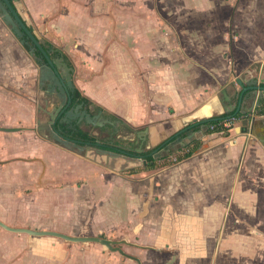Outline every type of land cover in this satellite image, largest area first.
<instances>
[{
	"label": "crops",
	"instance_id": "0c3cea01",
	"mask_svg": "<svg viewBox=\"0 0 264 264\" xmlns=\"http://www.w3.org/2000/svg\"><path fill=\"white\" fill-rule=\"evenodd\" d=\"M177 3L158 2L157 13L150 2L143 12L133 2L120 16L118 2H13L29 28L74 68L81 93L117 117L96 126L94 136L117 133L125 148L140 152L162 146L157 158L193 144L194 153L177 163L132 174L124 171L140 168L141 160L120 171L127 160L121 156L113 170L105 166L110 157L93 154L95 148L80 151L39 134L62 100L41 78L47 62L31 56L0 15V127L18 129L0 131V194L12 190L8 181L41 189L51 183L53 198L64 199L34 211L37 227L14 228L59 232L68 225L59 233L102 238L98 231L115 230L116 246L141 264H264V92L240 100L236 82L240 77L247 87L255 78L264 88V2H240L235 15L225 13L229 3ZM168 5L179 24L171 30L164 29ZM236 110L253 116L226 134L208 132V119ZM50 222L58 228L44 229ZM32 237L87 252L94 245L108 249ZM111 253L101 258L138 264Z\"/></svg>",
	"mask_w": 264,
	"mask_h": 264
},
{
	"label": "rangeland",
	"instance_id": "374dc122",
	"mask_svg": "<svg viewBox=\"0 0 264 264\" xmlns=\"http://www.w3.org/2000/svg\"><path fill=\"white\" fill-rule=\"evenodd\" d=\"M92 2H104V4L107 2H118V13L120 16L128 15L129 8H131L133 2L138 5L137 9L140 12H143L146 8L145 2H150L151 9H154L155 5L157 13H159L158 2H182L180 4H175V7H178V5L184 7L186 5L190 8L193 7L194 2H224L225 4L229 3L230 5V7H226L225 13L235 15L239 10L240 2H264V0H92ZM167 9V13L163 12L164 14L169 15L167 21L164 22V29L171 30L172 27L175 29V27L179 24H176L174 21V9L173 7L171 8L170 5H168ZM1 13L2 12L0 11V15ZM121 21H123V19H121ZM7 26L8 30L11 29L9 25ZM44 33L45 32H42V34ZM37 64L40 66L38 62ZM82 125L84 129L89 130L92 134L98 133L96 126L86 122L82 123ZM50 139V141H53L51 136ZM103 139H117V133H114V137L112 134H107ZM10 182L11 181H8L7 184H9L12 190H8V193L5 192L0 194V220L6 224L9 223V226L21 227L23 224L30 225V228L31 226L37 227L39 224L36 222V215L34 211H46L47 207L52 206L56 201L64 200L53 198V194L49 192V189L53 187V184L51 183H44V186H42L44 189H41L37 188L39 187L37 184L34 186L35 183L21 184L14 182L11 184ZM1 184L3 183H0V186ZM60 185L64 188L63 184H59V186ZM22 211L24 212V218L22 217ZM99 212L105 213L104 208H101ZM101 217L102 215L99 219L104 221ZM93 222L94 219H90L87 223V228H89ZM103 225L106 224L103 223ZM58 226L59 225L55 222H50L44 226V229H51V227L58 228ZM108 226L111 227L112 225L109 224ZM68 227V225H64V228L60 227L59 232L66 233L68 231ZM61 229H64L65 231ZM57 230L58 229H56V231ZM113 231L115 230L109 229L106 231L102 229L98 231V235L105 236L107 239L114 241L118 235ZM82 246L83 245H69V243H64L59 239H44L32 237L27 234L10 232L0 227V264H109V262H106V259L101 258V255L109 254L111 256V250L104 247L102 248L100 245H94L89 247V249H92L93 251H89L88 249L87 252V249Z\"/></svg>",
	"mask_w": 264,
	"mask_h": 264
},
{
	"label": "water",
	"instance_id": "95a60500",
	"mask_svg": "<svg viewBox=\"0 0 264 264\" xmlns=\"http://www.w3.org/2000/svg\"><path fill=\"white\" fill-rule=\"evenodd\" d=\"M0 11L2 19L6 25H9L12 29V32L15 34V36L21 41V44L23 45H30L29 54L31 56H34L36 53V49L39 50L42 54L41 57H39V60L45 59L47 62V65H43V75L41 76L42 79L46 78L57 84L61 90V92L64 94V97L66 98V91L64 90L65 87H68L71 90H74L75 84H74V68L69 66L67 62L65 61L64 56H60L57 59H53L50 56V53L45 49L42 41L40 38L35 34V32L29 28V26L26 24V22L23 20V18L20 16L18 11L16 10L13 2L11 0H0ZM248 74H250V71H248ZM233 75H235V71H233ZM256 79H251L249 81V86L245 87V83L242 78L238 77L236 79L237 84L242 88V92L240 94V100H243L244 96L250 92H258L261 90V92H264V88H259L256 85V82H254ZM264 83V81H262ZM71 100H68V104L63 110V106H59L58 108H55L56 114L62 112H65V109L70 105ZM238 114V110H236L235 114ZM55 119L56 117L54 114L51 115V119L48 121L46 125H40L38 126L37 131L39 134L43 137H48L46 132H48L53 138V141L58 144L62 145L68 148H77L80 151H83L84 149L91 150L90 147L85 148L84 146L79 145L76 142H72L69 139H66L62 137L60 132L58 130H55L53 126H55ZM77 119L78 122L85 121L88 124H91L93 126H102L104 124H111L112 121L109 119H105L104 117L100 115L91 116L88 112L83 110V105L77 106L76 109H71L67 111L66 118L63 120L65 122H70L71 120ZM0 131H8V132H14L18 131V129H12V128H1ZM93 154H100L101 156H109L111 162L108 164L105 163V166L112 168L113 170L116 169V161L121 157L127 158L126 164L120 166V171H124L127 167L130 166L131 162L140 161L141 159H137L135 157L128 156L127 153L124 151H109L102 148L94 149ZM142 161V160H141ZM143 162V161H142ZM126 171V170H125ZM0 227L4 228L7 231L15 232V233H25L32 236H54L59 237L67 241L72 242H95L99 243L105 247H107L111 251L119 252L123 256L135 259L138 264H141L140 260L138 258H134L133 256H130L126 254L119 246H116L119 244V242L112 241L107 238L102 237H72L68 236L59 232L54 231H35L27 228H14L9 227L5 223L0 221Z\"/></svg>",
	"mask_w": 264,
	"mask_h": 264
},
{
	"label": "trees",
	"instance_id": "16d2710c",
	"mask_svg": "<svg viewBox=\"0 0 264 264\" xmlns=\"http://www.w3.org/2000/svg\"><path fill=\"white\" fill-rule=\"evenodd\" d=\"M11 1L14 2V0H11ZM44 47L47 50H53L52 53L49 52L51 57H54L58 55L59 53V51H57L54 48V46L49 44L48 42H44ZM25 48L27 50H30V45L29 46L25 45ZM35 55L38 58L42 56L41 52L37 49H36ZM43 62L46 63V60L43 59ZM79 105H83V110L88 112L93 117L98 114H101V116L109 118L111 121L117 120L116 116L109 113L107 110H105L101 106L93 103L89 98L84 96L77 87H75L74 93L72 94L71 103L69 105V108L74 109ZM260 105H261L260 106L261 108L262 107L264 108V98L261 100ZM231 116H237L243 119L250 120L253 114L238 113L234 115V113H228L223 116H216V117L210 118L205 122L204 125H206L207 127L213 124L218 125L222 120H225ZM82 123H85V122L80 123V122H77L76 120L72 122H65L63 121V118L60 117L57 120L56 126H57V130L60 132L62 137L69 139L72 142H76L81 146L91 147L95 149L102 148L105 150L115 151V152L124 151L125 153H127L128 156L135 157L143 161V165L140 168L128 169L124 171L127 174L138 172L141 169H146V168L154 169L159 166L163 167L165 165L177 163L181 159L191 156L195 151L193 148V144L191 143L187 148L182 149L177 154L170 153L164 157L157 158L156 154L162 150L163 148L162 146H158L148 151L144 150L142 152L136 151L135 149L129 150L123 146V142L121 140H118V139L105 140V139H100L94 136L89 130H86L83 128ZM109 128H111V126H109ZM208 132L213 133V131H210V130H208ZM187 133L188 132H185L184 134H187ZM186 150H189V151H186ZM173 158H175V160H173Z\"/></svg>",
	"mask_w": 264,
	"mask_h": 264
},
{
	"label": "flooded vegetation",
	"instance_id": "af4514ba",
	"mask_svg": "<svg viewBox=\"0 0 264 264\" xmlns=\"http://www.w3.org/2000/svg\"><path fill=\"white\" fill-rule=\"evenodd\" d=\"M41 40V39H40ZM42 41V40H41ZM42 43H43V45H44V42L42 41ZM46 49V48H45ZM47 50V49H46ZM48 52H50V53H52V50H47ZM64 56L63 54H61L60 52L58 53V55H56V56H54V57H51V58H53V59H57V58H59L60 56ZM34 57L35 58H38V57H36V55H34ZM65 58V57H64ZM65 61H66V59H65ZM41 62H43V60H41ZM44 63V62H43ZM68 64V63H67ZM42 65V64H41ZM41 65H40V67H41ZM45 65V64H44ZM69 65V64H68ZM70 66V65H69ZM73 76H74V73H73ZM49 83H50V90L54 93V95L56 96V98H58V99H61L62 101H61V104H59V105H57L56 106V108L57 107H59V106H63V110H64V108L66 107V105L68 104V100L70 99L71 100V98H72V94L74 93V90H71V89H69L68 87H65V93H66V98L64 97V94L61 92V90H60V88H59V86L57 85V84H55L54 82H52L51 83V81H49ZM54 83V84H53ZM75 84V83H74ZM76 87V86H75ZM75 89V88H74ZM77 108V107H76ZM76 108H74V109H76ZM69 110H71V108H69V106L67 107V109L65 110V112H60V113H58V114H54V116L56 117V119H55V122L57 123V120L60 118V117H62L63 118V120L66 118V113H67V111H69ZM55 113V112H54ZM53 114V113H52ZM47 117L49 118V120L51 119V117H50V115L48 114L47 115ZM48 120V121H49ZM77 121L78 122V120L77 119H74V120H71L70 122H72V121ZM81 122H85V121H81ZM80 122V123H81ZM56 123H55V126H53V128L55 129V130H57V126H56ZM109 134H112V133H109ZM112 136L114 137V134H112ZM113 140V139H112ZM137 151V150H136ZM140 152V151H139Z\"/></svg>",
	"mask_w": 264,
	"mask_h": 264
},
{
	"label": "built area",
	"instance_id": "2783aa9c",
	"mask_svg": "<svg viewBox=\"0 0 264 264\" xmlns=\"http://www.w3.org/2000/svg\"><path fill=\"white\" fill-rule=\"evenodd\" d=\"M242 120L243 118L231 116L225 120H222L218 125L213 124L208 126L207 129L213 132L226 134L239 127V124H241ZM173 160H175V158H173Z\"/></svg>",
	"mask_w": 264,
	"mask_h": 264
}]
</instances>
